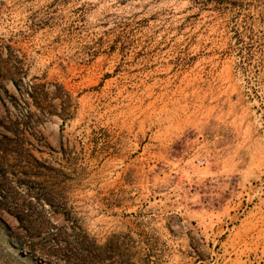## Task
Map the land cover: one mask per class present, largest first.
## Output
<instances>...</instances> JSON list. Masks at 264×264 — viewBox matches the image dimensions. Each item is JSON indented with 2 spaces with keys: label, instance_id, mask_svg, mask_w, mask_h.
<instances>
[{
  "label": "rangeland",
  "instance_id": "374dc122",
  "mask_svg": "<svg viewBox=\"0 0 264 264\" xmlns=\"http://www.w3.org/2000/svg\"><path fill=\"white\" fill-rule=\"evenodd\" d=\"M0 264H264V0H0Z\"/></svg>",
  "mask_w": 264,
  "mask_h": 264
}]
</instances>
